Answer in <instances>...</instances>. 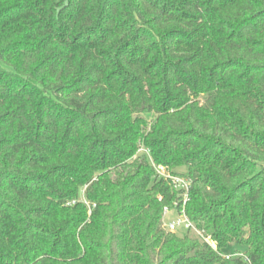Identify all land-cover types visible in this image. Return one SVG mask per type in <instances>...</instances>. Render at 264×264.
<instances>
[{"label":"trees","instance_id":"16d2710c","mask_svg":"<svg viewBox=\"0 0 264 264\" xmlns=\"http://www.w3.org/2000/svg\"><path fill=\"white\" fill-rule=\"evenodd\" d=\"M0 264H264V0H0Z\"/></svg>","mask_w":264,"mask_h":264},{"label":"built area","instance_id":"2783aa9c","mask_svg":"<svg viewBox=\"0 0 264 264\" xmlns=\"http://www.w3.org/2000/svg\"><path fill=\"white\" fill-rule=\"evenodd\" d=\"M154 166L159 176L163 177L166 180H169L175 189L182 191V195L184 198L182 209L180 211L175 210L177 213V217L175 219L169 220L167 223L164 222L166 229L171 232H178L179 230L189 232L194 231L198 235V237H200L204 242L209 244L212 248L217 249V244L212 238V236L206 230L199 229L186 213V204L190 199L189 190L191 187V180L170 173L168 169L164 166ZM169 212L170 209H164V218L169 214ZM225 256L226 258H233L242 257L243 254L234 253L231 255L226 254ZM245 259L247 260L246 257Z\"/></svg>","mask_w":264,"mask_h":264},{"label":"rangeland","instance_id":"374dc122","mask_svg":"<svg viewBox=\"0 0 264 264\" xmlns=\"http://www.w3.org/2000/svg\"><path fill=\"white\" fill-rule=\"evenodd\" d=\"M178 171L185 172L186 169L184 167H182V168H179ZM176 214L177 213H176V211L174 209H170L169 214L164 218V222L167 223L169 220L175 219L177 217ZM185 233H186V231L185 232L182 231V230H179L178 231V234H181V235L182 234H185ZM189 235H190V237H198V235L194 231L189 232ZM238 249H240V250H238ZM243 250H244L243 248H240V247H236V246L231 245V247H230V249L228 251V254L229 255L234 254V253H241V254H243Z\"/></svg>","mask_w":264,"mask_h":264}]
</instances>
